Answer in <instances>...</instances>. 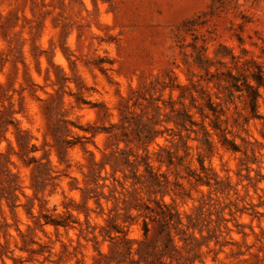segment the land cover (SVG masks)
<instances>
[{
    "label": "rangeland",
    "instance_id": "rangeland-1",
    "mask_svg": "<svg viewBox=\"0 0 264 264\" xmlns=\"http://www.w3.org/2000/svg\"><path fill=\"white\" fill-rule=\"evenodd\" d=\"M258 14L261 0H0V264H264V87L256 115L245 101L264 80ZM145 147L168 182L151 199L182 220L145 218L147 236L112 156Z\"/></svg>",
    "mask_w": 264,
    "mask_h": 264
},
{
    "label": "trees",
    "instance_id": "trees-1",
    "mask_svg": "<svg viewBox=\"0 0 264 264\" xmlns=\"http://www.w3.org/2000/svg\"><path fill=\"white\" fill-rule=\"evenodd\" d=\"M254 79L256 81L255 85H252L250 83H247L246 93H247V99L245 100L247 103V107L249 108V111L252 115H256L257 111V99L259 96V89L261 87H264V80L263 76L261 74H255ZM209 108L211 109L214 117L211 118L210 125L214 132L220 137V140L222 141L223 145L232 144V142L226 137L225 135V129L222 127V120L220 118V112L216 109L215 105L212 102L208 103ZM201 113L203 114L202 110ZM203 116L208 117V114H203ZM175 123L182 128L186 130H190L193 125H196L197 123L193 121L192 115L189 113V111L184 107L177 111V117L174 119ZM201 131L203 133V143L206 146V149L211 151L213 149V143L210 140L211 133L206 129V127L202 124L200 125ZM150 141H154L153 138H149ZM179 141L182 142L183 146L186 148V155H188V145L187 142L184 141L182 136H179ZM138 147L144 145V141L141 137H138L137 139ZM144 154H135L134 159L130 160V153L129 152H122L120 155L117 153H112V156L116 161H121L126 167H130L132 174L131 176L124 173V179L127 181L129 178L133 179L130 186L131 191H129L131 199L128 201L129 206L127 208H133L138 211V215L144 217L143 220V231L144 235L147 236L150 227L149 223L145 218H149L151 220L155 219H161L164 222V225L167 228L168 225H172V222L175 221L173 224L176 225H182V220L179 217L178 214L172 212V208L170 205H168L163 198L160 200L151 199L152 195H157L158 193H161V196L163 197L165 193H167V179L163 174H159L157 171L154 170V167L151 164V160L153 157V154L147 150V148H144ZM174 153L168 151V165H173L174 161ZM183 160V157L179 158V163L181 164ZM199 163L202 169H204L203 159L201 155H199ZM113 170L115 171V166H112ZM140 167H143V172L139 173ZM90 177L92 179V182L96 185L102 186V187H108L107 184H100V176L97 175V171L92 168ZM163 178V180L161 179ZM114 180L119 183V185L122 187V189H127L126 184L119 179L114 177ZM113 186L114 183H113ZM141 192H143L147 196V200H149L150 203H147L144 201V197H142ZM89 197V196H88ZM98 202V201H97ZM127 202V200H126ZM151 202H154V205L151 204ZM108 220H112L111 217ZM46 223H49L46 221ZM52 223L56 226H67L64 224V222L52 220ZM113 228L115 229L116 233H123L124 236H126V233L122 228H120L118 225L113 224ZM164 231V230H163ZM166 232V231H165ZM108 233V232H107ZM167 238L170 240V234L167 231ZM126 243H130L131 241L129 239H124ZM128 252L132 253L133 249L130 245L128 247ZM137 253H139V250H136Z\"/></svg>",
    "mask_w": 264,
    "mask_h": 264
},
{
    "label": "clouds",
    "instance_id": "clouds-1",
    "mask_svg": "<svg viewBox=\"0 0 264 264\" xmlns=\"http://www.w3.org/2000/svg\"><path fill=\"white\" fill-rule=\"evenodd\" d=\"M241 2H242V0H241ZM261 3H262V5H264V0H261ZM258 15L261 16V19H262V20H264V14H258ZM262 111H264V109H262ZM233 131L236 132L237 129H233ZM239 134H240L241 136H243L244 133H243V132H240ZM158 142H160V141H158ZM262 143H264V141H262ZM226 158H227V157H226ZM213 164L215 165V161H213ZM193 166H194V164H193ZM262 187H264V185H262ZM70 195L75 196L76 193H71ZM52 203H53V204L58 203V197H53V198H52ZM56 210H57V212L62 211L59 207H57Z\"/></svg>",
    "mask_w": 264,
    "mask_h": 264
}]
</instances>
